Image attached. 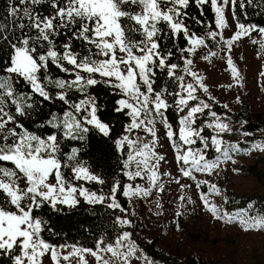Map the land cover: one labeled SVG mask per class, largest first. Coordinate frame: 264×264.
Segmentation results:
<instances>
[{"label":"snow or ice","instance_id":"6c2138e0","mask_svg":"<svg viewBox=\"0 0 264 264\" xmlns=\"http://www.w3.org/2000/svg\"><path fill=\"white\" fill-rule=\"evenodd\" d=\"M259 2L264 4V0ZM194 3L197 8H203L209 0H194ZM238 3L241 10L256 6V0H210L217 30L208 31L207 37L216 39L219 36L220 43L230 53L235 42L245 36L251 38L256 32L260 39L251 42L259 43L264 49V27L241 23L235 13ZM189 5L190 0H8L7 15L12 27L9 29L0 23V51L8 49L7 58H0V264H44L46 256L50 257L52 264H61V261L71 264L73 257L76 264H89L86 255L93 257L96 264H132L133 260L153 264L131 242L127 231L120 233L111 243L98 239L95 249L56 246L41 235L44 221L35 213L45 205L53 210H59L60 205L73 208L83 198L88 204L107 202L109 209L126 211L117 201L121 189L119 180L113 183L110 195L91 192L82 185L79 188L74 186L72 181L103 185L105 180L78 159L79 148L62 151V141H83L93 129L104 137L110 136L111 126L98 115L101 111L98 98L89 92L99 84L120 97L113 110L128 117L123 134L114 140L122 157L127 149L126 158L121 160V174L129 181L146 177L149 184L147 188L124 184V197L130 200L133 197L146 198L153 187L163 191L158 169L165 158L155 151L156 126L162 124L175 152L181 176L196 182L197 190L207 185V193L200 192L199 195L204 210L225 223L238 220L245 232L264 229L262 216L222 212L209 199V196H221V190L206 180L197 181L194 175H212L221 163L229 160L236 163L230 153H239L241 149L238 144L224 141V134L236 130L212 111L215 98L209 94L203 82L205 78L193 70V60L189 57L199 47L207 45L205 38L190 32L185 23ZM229 5L236 31L230 38H224L221 32L230 26L225 16ZM45 8L49 9L47 13ZM196 23L202 22L196 20ZM162 24L166 30L160 27ZM181 35L187 45L177 49L183 67L171 62L174 52L162 43L165 40L174 43ZM74 42L80 43L85 54L75 50ZM214 56L217 52H211L203 59L210 62ZM226 63V70L230 71L235 84L221 87H243L230 55ZM50 66L70 78L53 79L49 74ZM158 73L166 75L175 90L170 91L167 86L157 88ZM260 75L264 77V71ZM21 81L30 92L17 91L16 85ZM49 86L57 90L54 95L48 90ZM70 92L80 93V99H71ZM198 92L206 94L211 103L201 99ZM35 97L41 98L40 103L59 101L66 106L61 115L51 113L46 125H38L52 129L47 135L30 131L18 119L29 115V110L36 106ZM236 102L240 103L239 97ZM223 107L227 109L228 105ZM170 108H175L179 118L178 133L166 116ZM206 110L212 120L204 127H198V116ZM205 127L212 130L210 137L203 135ZM138 132L145 133V136L133 137ZM241 134L250 135L247 131ZM147 137L151 139L147 140ZM197 142L203 147L194 149L192 145ZM209 147L218 154L214 160L207 159ZM253 149L264 152V145L256 144ZM64 169H70L71 178L65 176ZM175 183L180 185L181 192L190 187L180 184L179 179ZM185 199L192 203L190 197L180 196L181 201ZM156 207H162L159 201ZM248 207L252 208V204ZM176 215L180 216L181 212L177 210ZM116 223L120 227L132 226L129 219L121 217L116 218ZM69 247L71 251H67Z\"/></svg>","mask_w":264,"mask_h":264},{"label":"rangeland","instance_id":"374dc122","mask_svg":"<svg viewBox=\"0 0 264 264\" xmlns=\"http://www.w3.org/2000/svg\"><path fill=\"white\" fill-rule=\"evenodd\" d=\"M225 16L230 26L222 30L221 34L224 38H230L236 27L229 13V7L225 9ZM252 39L259 40V34L253 32L251 38L245 36L235 42L229 53L220 43L218 36L216 39H211L212 48L201 46L189 58L193 60V70L205 78L203 82L217 103L222 106L228 105L227 109L231 112H238L247 107L249 113L264 118V77L260 75L264 71V49L260 48L259 43L253 44ZM211 52H217V56L211 57L210 62L203 59ZM228 55L232 57L240 73L243 87H221V85L235 84L230 71L226 70ZM237 97L240 103L236 102ZM230 125L232 126L231 123ZM156 128L158 140L155 151L165 158L160 162L158 169L159 183L163 184V191L153 187L152 193L146 198L141 196L130 200L125 197L130 206V216L138 224L140 235L154 241V245L170 258H180L189 254L201 256L213 264H264V229L245 232L239 226L238 220L230 224L225 223L223 220L214 219L205 211L199 195L200 192L207 193V185H202L201 189L197 190L196 182L181 176L175 152L165 135L163 125L158 124ZM233 128L236 130L234 134L226 133L223 139L228 144H238L241 149L239 153H230L236 163L233 164L231 160L221 163L212 175L201 173L194 175L197 181L206 180L221 190V196H209V199L222 212L226 211L229 214L247 212L248 217L258 215L264 217V152L253 149L256 144L264 145V141L255 140L242 146L239 144L242 140L241 131L235 126ZM136 135L143 137L145 133H134L133 137ZM150 139L151 137H147V140ZM195 146L193 145L194 149ZM200 147L203 146H196V148ZM211 149L215 152L213 148ZM217 155L211 160L216 159ZM249 166L254 168V174L245 171ZM165 173L170 175H164ZM176 179L180 180V184L190 187L181 192L180 185L175 183ZM131 182L133 187L136 185L149 187L146 177L143 180L137 178L126 184ZM181 195L190 197L192 203H188L187 199L181 201ZM157 201L162 207H156ZM249 204H252V208L248 207ZM177 210L181 212L180 216L176 215ZM67 251H71V248L69 247ZM137 254L139 255V252ZM86 259L89 264H96L93 257L86 255ZM63 263L67 264L64 261ZM44 264H52L50 257L44 258ZM71 264H76L75 257L72 258ZM132 264H142V261L133 260ZM153 264L162 263L153 262Z\"/></svg>","mask_w":264,"mask_h":264},{"label":"trees","instance_id":"16d2710c","mask_svg":"<svg viewBox=\"0 0 264 264\" xmlns=\"http://www.w3.org/2000/svg\"><path fill=\"white\" fill-rule=\"evenodd\" d=\"M8 0H0V23L6 25L11 29V18L7 15ZM45 13L49 9H44ZM187 17L185 23L188 26L190 32H194L197 36L205 38V44L208 48H212L213 42L211 38H208L206 33L208 31L217 30L215 26V15L211 9L210 0L209 3L204 5L203 8H197L194 0H190V5L187 8ZM203 12V15H201ZM229 13H231V5H229ZM236 16L239 21L245 25L256 24L264 27V4H261L259 0H256V6H247L246 9L241 10L239 3L235 9ZM246 13V15H245ZM232 17V14H231ZM195 18V19H193ZM196 20H200L202 23H196ZM233 20V19H232ZM234 24L235 21L233 20ZM160 27L165 28L162 24ZM166 30V28H165ZM11 34V33H9ZM17 34L19 31L17 30ZM63 40V38H61ZM166 48H171L174 52V56L171 60L172 63H178L183 67V61L180 59V53L177 50L180 47H185L186 41L181 35L180 38L174 43L170 40L162 41ZM75 50L80 51L81 54H85L83 48L79 42H74ZM7 48L0 51V58L6 59ZM187 55V54H185ZM53 79L70 78L65 73L59 71L54 66H50V73ZM182 74V73H178ZM43 78V73H41ZM190 80V78H186ZM167 86L169 90H175V85L167 80L166 75L158 73L157 75V88ZM18 92L28 93L30 89L22 81L16 85ZM48 90L54 95L57 91L54 87L49 86ZM89 92L98 98V102L101 107V111L98 113L101 120L108 123L111 126V134L109 137H104L96 130H91L83 141L68 140L62 141V151L70 152L72 147L80 149L78 159L86 162V166L90 171L100 176L105 180V184L100 185L95 182L85 181H72L74 186L80 187L81 185L92 192L97 194L110 195V190L117 180L121 183V189L117 193V201L126 210L121 212L119 209L113 210L106 207L105 204H88L80 198V203L73 208H69L64 205L59 206V210H53L48 205L39 209L35 215L39 217L43 224V231L41 233L42 238L48 243L60 246V245H75L77 247L95 249L96 241L103 238L106 243L114 242L116 237L123 231L130 233V240L133 242L139 252H142L149 260L154 263L162 264H213L209 260L202 258L201 256L185 254L180 258H170L167 254L160 251L154 241L147 240L144 236L140 235L138 224L130 216V206L127 203V199L123 196V185L129 182V180L121 174L122 170V158H126L127 149H125V156L122 157L115 147L114 140L123 134L124 125L128 123V117L121 113H116L113 109L115 107V101L120 97L113 94L112 90L103 84H99L94 88L89 89ZM201 99L208 101V97L203 92L197 93ZM69 96L73 100L80 99V93L70 92ZM38 101L36 106L29 110V115L19 117L25 127L30 131L36 132L40 135L49 134L52 129L47 127H38L40 124H45L48 119L51 118V113L61 115L66 106L62 102L48 103L39 101L41 98L35 97ZM171 100V98H169ZM211 103V101H208ZM195 103V102H192ZM212 111L216 112L218 116L230 122L233 126L238 128V131H247L250 135L245 137L242 135V140L239 144L246 146L255 140L264 141V118H260L257 115L249 113L247 107L238 112H231L225 109L220 103L212 104ZM183 115V113H181ZM169 123L172 125L173 130L178 133V116L176 115L175 108H170L166 113ZM211 117L207 114V110L204 114L198 116L197 126L204 127V125L210 122ZM241 122L243 128H241ZM234 129V128H233ZM237 133V132H235ZM211 130L204 128L203 135L210 137ZM234 134V132L232 133ZM197 147L201 146L200 143L196 144ZM195 146V148H196ZM186 147V146H185ZM193 147V145H192ZM216 152L211 148L207 150V159L211 160L215 158ZM2 163V162H0ZM11 167V165H7ZM254 168L251 166L245 168L251 174L255 173ZM66 177L71 178L72 173L70 169H64ZM133 184V182H131ZM247 201V199H244ZM243 200V201H244ZM243 203V202H241ZM126 218L131 221V227H120L116 223V218ZM61 264L63 261H61Z\"/></svg>","mask_w":264,"mask_h":264}]
</instances>
